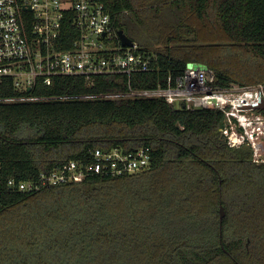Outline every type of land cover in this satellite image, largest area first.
Instances as JSON below:
<instances>
[{
  "label": "trees",
  "instance_id": "16d2710c",
  "mask_svg": "<svg viewBox=\"0 0 264 264\" xmlns=\"http://www.w3.org/2000/svg\"><path fill=\"white\" fill-rule=\"evenodd\" d=\"M100 1L119 30L156 53L155 68L131 77L56 76L24 92L55 99L0 102L1 178L35 181L95 147L149 146L151 165L4 193L0 264H264V162L248 144L228 145L224 113L157 97H105L129 83L164 86L191 61L208 65L221 86L264 84V0ZM165 8L174 22H161L156 41L132 33ZM10 82L0 84V96L16 95Z\"/></svg>",
  "mask_w": 264,
  "mask_h": 264
},
{
  "label": "built area",
  "instance_id": "2783aa9c",
  "mask_svg": "<svg viewBox=\"0 0 264 264\" xmlns=\"http://www.w3.org/2000/svg\"><path fill=\"white\" fill-rule=\"evenodd\" d=\"M68 19L71 27L66 30ZM156 59V53L137 44L122 45L111 12L100 0H0V84L10 80L16 92L0 96V102L55 99L24 92L31 91L38 80L50 85L56 76L92 79L121 73L131 77L153 71ZM115 96L157 97L176 108L221 110L225 115L222 132L230 147L248 144L254 154L262 149L258 143L264 141V110L253 106L264 98L263 84L221 86L208 65L191 61L181 73L170 74L164 86L138 89L129 83L125 93L105 95ZM151 159L149 146L131 151L122 146L91 148L84 161L71 159L41 172L35 181L11 176L4 182L0 174V200L6 192H34L93 175L144 171Z\"/></svg>",
  "mask_w": 264,
  "mask_h": 264
},
{
  "label": "rangeland",
  "instance_id": "374dc122",
  "mask_svg": "<svg viewBox=\"0 0 264 264\" xmlns=\"http://www.w3.org/2000/svg\"><path fill=\"white\" fill-rule=\"evenodd\" d=\"M149 1L153 2V1H156V0H149ZM156 14L149 15V21H147L145 27H143V28H140L137 24H133L132 33L135 34L137 38L142 39V41H144V40L149 41V42L156 41L157 39L155 38V36L158 37L162 33L159 30L160 26L163 25V24H161V22L164 20V22L167 23V26H169L170 23L174 22V18L170 15L169 8H165L163 10V14H162V16L160 18ZM139 43H140V40L137 41V44H139ZM231 48H233V47L231 46L228 49V53L231 56H234L235 55L234 49H231ZM241 52H243V51L239 50V48H238L237 53L240 54L239 56H242ZM229 60L234 62V60H232V59H229ZM259 84H263V83H259ZM252 85H254V84H252ZM258 144L262 145V149L255 151V154L253 153L252 157H253V160L255 162L261 163V162H264V141L260 142ZM245 146L248 147V145H245ZM256 149L257 148H255V150ZM180 176H187V174L181 172ZM227 235H228V237H230L231 236V231H228Z\"/></svg>",
  "mask_w": 264,
  "mask_h": 264
},
{
  "label": "water",
  "instance_id": "95a60500",
  "mask_svg": "<svg viewBox=\"0 0 264 264\" xmlns=\"http://www.w3.org/2000/svg\"><path fill=\"white\" fill-rule=\"evenodd\" d=\"M119 36L122 42L123 46H134L136 42L134 41L133 38H131L127 32L123 29L119 30ZM30 90V88H29ZM253 108L259 109V110H264V98L258 103L253 106ZM220 227L223 225V219L226 215V208L224 204L220 205Z\"/></svg>",
  "mask_w": 264,
  "mask_h": 264
},
{
  "label": "flooded vegetation",
  "instance_id": "af4514ba",
  "mask_svg": "<svg viewBox=\"0 0 264 264\" xmlns=\"http://www.w3.org/2000/svg\"><path fill=\"white\" fill-rule=\"evenodd\" d=\"M208 162V161H207ZM214 169H215V167H214V165H212V164H210ZM223 204V203H222Z\"/></svg>",
  "mask_w": 264,
  "mask_h": 264
}]
</instances>
